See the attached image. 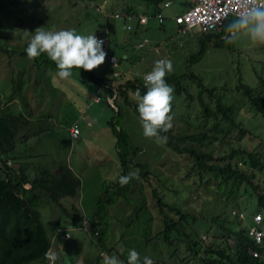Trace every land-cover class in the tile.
Wrapping results in <instances>:
<instances>
[{
    "label": "rangeland",
    "instance_id": "1",
    "mask_svg": "<svg viewBox=\"0 0 264 264\" xmlns=\"http://www.w3.org/2000/svg\"><path fill=\"white\" fill-rule=\"evenodd\" d=\"M100 2L0 0V115L21 112L26 119L15 131V150L9 156L15 154L19 157L10 158L11 167L24 171L29 179L37 178L42 169L51 170L60 165L68 167L80 184L75 196L61 199L64 211L67 215L75 213L79 218L84 215L94 228H102L107 246L113 245L126 255L130 249H135L140 256L153 259L155 264H203L187 252L183 237H178L175 231L170 233L171 244L158 234L165 226V219L178 218L167 206L159 205L158 200L170 207H178L184 213L189 212L195 218L202 214L208 222L206 228L210 226L211 215L225 208L229 215H232V209L237 210L233 203L225 205L224 196L216 194L214 180L199 183L197 173L191 170L193 158L179 149L189 145L197 149L199 145L194 139L184 137L203 132L214 122L211 117H206L198 101L197 78L207 89L214 88L225 103L234 106L236 122L240 125L229 136L209 138L208 144L201 145L212 151L213 159L224 155L231 147L250 151L264 143V117L251 107L238 89V78L247 85L259 86L254 70L264 74V43L254 42L244 34L228 43L226 26L215 31L210 41L205 39V33L194 29L182 35L170 18L160 25L151 8H147L146 0H105L103 10L107 15L130 4L148 17L147 24L140 26H137L136 17L129 18L127 21L132 24L133 31H128L122 19L109 17L107 22L105 16L95 10V5ZM179 8V1H174L164 13L169 17ZM232 19L230 16L224 24ZM39 27H45V31L74 29L80 35L99 34L108 39L103 44L107 53L104 64L90 71L101 83L95 86L90 82L86 70L85 73L74 70L70 78L61 79L56 75L57 70H50L45 63L34 65L33 58L29 59L22 52L31 39L28 32L34 33ZM142 38H147L148 44L139 49L137 43ZM201 47L202 56L199 54L201 58L197 59ZM111 55L118 60L116 63L109 62ZM160 58L173 64V71L166 76L177 77L169 84L174 89L169 113L173 117V127L167 136L179 147L177 150L167 146V142L157 143L155 138L143 135L140 120L134 113V107L138 109L135 94L129 91L127 101L116 98L115 106V97L109 96L106 85H103L106 82L115 87L119 81L132 77H140L142 81V74L152 69ZM37 68L42 69L45 76L40 74L37 77ZM114 72L119 75L113 76ZM13 78L19 81L16 88L11 82ZM178 86L183 90L178 92ZM14 89L18 90L16 95ZM37 89H43V94L40 95ZM9 95L13 99L8 105L3 104ZM97 95L101 100L94 102ZM202 98L211 109L215 108L214 97L204 93ZM74 123L78 124L80 135L71 140L69 130ZM241 128L245 129L244 133L240 132ZM114 129L125 132L131 148L127 145L118 148ZM120 150L126 153L131 171L137 173L138 179H132L129 195L118 197L116 189L110 185L115 184L121 171L117 159ZM136 163H144L148 175L143 177ZM244 165L238 161V167L249 170ZM209 178L205 175L204 181ZM254 182L259 185V191L264 190L263 173L256 172ZM25 186L29 187V184ZM107 189L108 197L112 198L109 205L100 200ZM248 199L251 200L252 196L241 194L238 202L244 204ZM140 203L145 204L146 209L135 217L133 211ZM254 206L253 199L242 207L245 217L248 212L245 223H241L243 226L251 224L248 218ZM64 211L56 204H50L47 198L40 200V218L48 237L55 234L58 221L63 224L64 220H69ZM200 219H188L181 225L186 232H198L207 245L219 232L215 227L209 231L204 229L205 223ZM74 228L67 241L57 239L64 242H56L61 247L59 251L54 248L56 254L59 253L56 263L89 264L90 261V264H98L90 253L89 237H85L78 226ZM175 249L177 253L172 256L170 252ZM180 255L186 258L181 260Z\"/></svg>",
    "mask_w": 264,
    "mask_h": 264
},
{
    "label": "trees",
    "instance_id": "2",
    "mask_svg": "<svg viewBox=\"0 0 264 264\" xmlns=\"http://www.w3.org/2000/svg\"><path fill=\"white\" fill-rule=\"evenodd\" d=\"M146 1L149 5L147 8H151L152 15L154 14L155 16L156 13L162 11L161 4L164 0ZM174 1L177 0H172V3ZM115 12H126L131 15V17H136L139 14V12L135 9V6L130 4H126L122 7L121 11H113V13ZM109 17H112V15L108 14L105 16L106 21ZM167 18H170V16L168 17V15L164 13V21ZM120 19L130 25V29H127L125 24L124 27L126 30L133 31V26L127 21L128 19ZM138 25L140 26L144 24H141L137 19V26ZM224 26H226V24H223L222 28ZM215 34L216 32H210L203 35L205 39L210 41V38ZM143 39L144 38L138 41V43H140ZM106 41H108V39H105V42ZM147 44L148 42L143 47L138 48H144ZM212 44L215 46V43ZM25 49L22 54L27 55ZM202 50L203 48L201 47L200 52L196 55L197 59L201 58ZM42 58H44L43 61H41ZM117 61L118 60L116 59V62ZM42 62L45 63L50 70L54 69L58 71L55 62L51 61L46 53H41L38 57L33 58L34 65L36 63L41 65ZM74 70H77L78 73H81V71L85 73V70L82 68L70 69L71 72H74ZM86 72L87 73L85 74L88 75L86 78L89 79V81L95 86H98L101 83V80L95 78L90 71ZM254 72L259 79V86L254 87L247 85L241 80V78H238V89L242 91L243 98L250 103L251 107L261 113V116L264 117V74L258 73L256 70H254ZM44 73L45 72L42 71V69L37 68V77H40V74L45 76ZM176 78V76H166L165 80L169 85ZM11 82L13 88L15 86L17 87V85L19 86V81L16 80V78H13ZM103 85H106L109 96H113L115 90V98L113 100L114 105L115 100L118 97H122L124 101H127L126 99L129 91L135 94L137 89H139L142 95L146 91L145 85L142 84L140 77L126 78L122 82L119 81L118 84L115 85L114 90L110 87L109 83L103 82ZM196 87L198 88V101L203 108V113L206 117H211L214 122L207 130L198 134H189L184 137L185 139H194L199 145L197 149L189 145L180 148L179 152H186L191 158H193L194 167L191 170L197 173L199 183L204 184L210 179L214 180V185L216 187L214 189L213 186V189L217 195L224 196L225 205L233 203L232 205L237 207V210L235 211L243 212L242 207H246V205H249L250 201L254 199L255 206L252 210H250V218H248L249 220L251 219L250 225H252V214L259 212L263 216L264 226V190L259 191V185L254 182L256 172L264 174V143L256 146L250 151H247L244 148L231 147V149L224 155L217 157L216 160L213 159L212 151L204 149L201 145L208 144L207 142H209V138L218 139V136L225 138L229 136L230 132L238 128L240 125L236 122L237 111L233 105L225 103L222 100V96L214 91V88L207 89L199 78H197ZM176 89L178 92L183 90L180 86H178V88L176 87ZM15 91L18 90L14 89V92ZM38 92L40 95L43 94V89ZM204 93H208L210 98L214 97V109H211L208 106V103L202 98V94ZM16 94L17 93L15 92V95ZM12 99L13 98L9 95L3 104L8 105ZM117 112H119V108L117 109ZM134 113L139 119V113L136 107H134ZM24 122H26V119L21 112L14 113L10 111L0 115V264H46L45 253L49 248H55L58 249V251L59 249L61 250L60 245L56 242H61L62 244L64 242L62 241L63 239L57 241L59 235L53 234L55 237L52 236V238H50L46 234L44 225L40 218V200L47 198V201L50 204H56V206H59L60 210L63 212L65 209L63 208L61 199L64 197L75 196L80 184L78 177H76L65 165H60V167H55L51 170L49 168L42 169L41 171H38L39 173L37 178L29 179L24 171H17L16 169H13L11 165L6 164V161L10 158L19 157L15 154L12 156L9 155H11L12 151L15 150V131L17 130L18 125ZM74 124L78 126L77 123ZM112 132L117 141L116 145L118 148H120L121 145H127L128 148H131L129 147L130 144L128 145L126 142V134L122 129H114ZM240 132L244 133L245 129L241 128ZM161 135L169 136V131L167 133H161ZM168 145L173 146L172 148L174 150L179 148L170 137L167 138V146ZM134 151L135 149H133L132 152ZM37 156L41 157V155ZM126 156V153L122 150L118 152L117 159L119 161L121 171L117 176L115 184L110 185L116 189L115 193L118 197L129 195L132 190V180L124 186H121L119 183V177L128 175L132 168L129 164V159H127ZM238 161H242V163L245 164L244 166H247L249 170L238 167ZM135 166L139 168V173L143 177L148 175L149 171L144 163H136ZM205 175L210 178L204 181ZM25 184H29V187H25ZM241 194L245 196L248 195L249 197L252 196V199H248L246 203L241 204L238 202V198ZM108 195L109 190L107 189L103 198L100 199L108 203L107 205L112 203V198L108 197ZM125 199L128 200V197ZM219 201L221 202V198ZM158 203L159 205L167 206L176 216H178L177 219L176 217L165 219V226L158 234L171 244L172 241H170V233L171 231H175L179 235H177L178 237H183L182 240L185 241L184 246H186L185 249L187 252L203 264H264V255H260L259 257H254L252 255V251L256 250L257 247L254 245L253 240L247 235L246 229L248 228V225L245 224L243 226L241 224L245 223V220L248 217V212L247 217L244 219H238V214L232 213L234 209L231 211L232 215H229L227 208H225V210L209 217L208 221L210 222V226L207 228L206 225L208 222L205 216L201 214L200 217H197L201 218L200 221L205 223L204 229L206 228L208 229L207 231H209V229L211 230V227H215L219 232L215 237H213L211 243L206 245L205 241L199 237L198 232H186L181 225V222L188 219L197 220V218L190 215L189 212H182L178 207H170L162 200H158ZM73 208V211L76 212V208ZM145 209V204L140 203L133 211L134 216L138 217V215ZM64 214L69 220H64L63 224L68 222L73 224L78 222L80 223V216L76 217L75 213L67 215V212L64 211ZM151 219L153 220V217ZM63 224L58 221L56 226H62ZM90 225L91 231L89 233L84 234L82 231L81 232L85 235V237H89V243L92 244L90 253H92L91 255L94 257L96 263L99 264L102 262V256L106 253L107 255H116L120 260L124 261V264H127L128 255L113 245L107 246L103 240L105 237L102 228L98 229L94 228L92 226L93 224ZM94 236H97V240L94 239ZM146 242H150V240L146 239ZM74 252L77 254L76 250ZM176 253L177 249L170 252V254H173L172 256ZM144 256L145 255L141 256V258ZM184 258L186 257L180 255L181 260ZM87 260L88 259H86V261Z\"/></svg>",
    "mask_w": 264,
    "mask_h": 264
},
{
    "label": "clouds",
    "instance_id": "3",
    "mask_svg": "<svg viewBox=\"0 0 264 264\" xmlns=\"http://www.w3.org/2000/svg\"><path fill=\"white\" fill-rule=\"evenodd\" d=\"M236 3L240 10L225 27L228 34L226 41L231 43L238 35L244 34L254 42L264 43V0H236ZM44 28L39 27L34 33L28 32L31 34V39L25 51L29 59L46 53L48 58L55 62L58 69L56 75L59 78H70L72 68L92 71L104 64L107 56L103 49L104 41L98 39L95 34L85 36L77 34L74 29L45 31ZM172 71L173 64L170 60H157L152 70L144 76L146 88L144 94L142 95L139 89L135 92L143 135L147 138H155L157 143L167 142V136L161 133H167L173 127V117L169 113L174 89L165 80L166 75ZM134 178L138 179L137 173L130 171L128 175L119 177V183L124 186ZM82 219L89 222V219L83 215L80 223ZM80 223L74 225L68 222L55 228L65 225L74 228ZM89 226L91 231L90 223ZM102 264H124V261L114 254H104ZM127 264H155V262L148 256L141 258L135 249H130Z\"/></svg>",
    "mask_w": 264,
    "mask_h": 264
},
{
    "label": "built area",
    "instance_id": "4",
    "mask_svg": "<svg viewBox=\"0 0 264 264\" xmlns=\"http://www.w3.org/2000/svg\"><path fill=\"white\" fill-rule=\"evenodd\" d=\"M180 3L179 10L170 16V19L174 22L177 32L179 34H188L192 30H196L201 33H210L219 30L224 22L230 17L239 12V5L236 0H177ZM103 4L105 0H101L100 3L95 5V10L107 16V12L103 10ZM172 4V0H164L161 4L162 11L156 13L155 18L159 24L164 23V13L163 10L169 8ZM114 18H131V15L126 12H115L112 14ZM138 21L141 24H146L148 17L145 14L139 13L137 16ZM214 25V26H213ZM126 28L130 29V25L126 24ZM98 39L105 42V38L96 35ZM148 42L147 38H144L138 47H143ZM162 60V59H160ZM111 63H116V58L114 56L109 57ZM151 70L144 72L142 74V84L144 83V76ZM119 74L114 72L113 76H118ZM122 75V74H120ZM113 86V85H112ZM110 87L114 90V87ZM115 97V90L114 95ZM113 99V98H112ZM101 100V97L97 95L94 98V102ZM70 137L71 139H77L80 135V129L77 125L73 124L70 127ZM7 165H11V160L6 161ZM233 214L237 213L239 219H244V212L232 211ZM263 216L259 212L252 214V225L247 228V235L253 240L254 245L257 247L256 250L252 251L254 257H259L264 255V230H263ZM79 230L84 233L90 232L89 222L86 219H82L80 225H78ZM72 226L65 225L63 227H57L56 234L59 235L60 239L67 241L71 238V231L75 230ZM262 250V251H260ZM46 264H56L58 254L55 250L49 248L45 253Z\"/></svg>",
    "mask_w": 264,
    "mask_h": 264
},
{
    "label": "crops",
    "instance_id": "5",
    "mask_svg": "<svg viewBox=\"0 0 264 264\" xmlns=\"http://www.w3.org/2000/svg\"><path fill=\"white\" fill-rule=\"evenodd\" d=\"M99 35V34H98ZM101 36V35H100Z\"/></svg>",
    "mask_w": 264,
    "mask_h": 264
}]
</instances>
